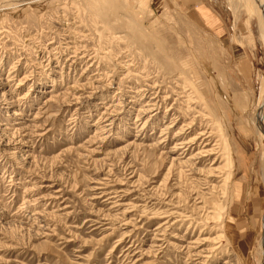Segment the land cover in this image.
<instances>
[{"label": "rangeland", "instance_id": "374dc122", "mask_svg": "<svg viewBox=\"0 0 264 264\" xmlns=\"http://www.w3.org/2000/svg\"><path fill=\"white\" fill-rule=\"evenodd\" d=\"M7 1L0 264H264L261 0Z\"/></svg>", "mask_w": 264, "mask_h": 264}, {"label": "bare ground", "instance_id": "6f19581e", "mask_svg": "<svg viewBox=\"0 0 264 264\" xmlns=\"http://www.w3.org/2000/svg\"><path fill=\"white\" fill-rule=\"evenodd\" d=\"M36 0H20L18 3H14L15 5H17V6H20V5H24V4H28V3H32V2H35ZM40 1V0H39ZM57 1H59V0H57ZM246 1V3L248 4V6L250 7L251 6V4H250V0H245ZM258 1V0H257ZM100 2V1H99ZM104 4H110L109 3V1H105V2H103ZM256 3H259V2H256ZM11 4V3H10ZM7 6H9V1H7V0H2V1H0V8H5V7H7ZM253 6V5H252ZM107 7V6H106ZM258 7H259V11L261 12V15H262V17H260V20H259V35H260V37L262 38V39H264V0H261V2L259 3V5H258ZM11 8V7H10ZM13 8V7H12ZM107 8H109V7H107ZM8 10V9H7ZM100 15H102V14H100ZM261 20H262V22H261ZM263 23V24H262ZM1 85V84H0ZM3 93V92H2ZM5 93V92H4ZM8 93V92H7ZM263 94H264V92H263ZM1 98H3L2 96H1ZM8 99V98H7ZM4 100V99H3ZM2 100V101H3ZM147 101V100H146ZM259 112H258V114H257V119H256V121H257V123H258V127H260V131H261V133L263 134V136H264V97H263V100L261 101V103H260V105H259ZM14 113H16V112H14ZM13 117V116H12ZM263 154H264V150H263V152H262ZM226 181V180H225ZM262 219H264V217H262ZM261 249H262V251H263V253H264V238H263V240H262V242H261Z\"/></svg>", "mask_w": 264, "mask_h": 264}, {"label": "crops", "instance_id": "0c3cea01", "mask_svg": "<svg viewBox=\"0 0 264 264\" xmlns=\"http://www.w3.org/2000/svg\"><path fill=\"white\" fill-rule=\"evenodd\" d=\"M174 3L190 15H195L197 20L206 21V24L218 22L216 14L203 4L201 0H173ZM192 17V16H191ZM195 20V19H194Z\"/></svg>", "mask_w": 264, "mask_h": 264}]
</instances>
